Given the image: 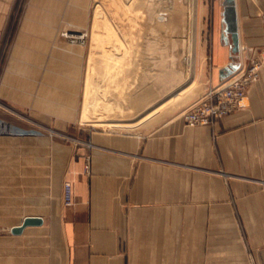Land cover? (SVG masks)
<instances>
[{
	"label": "crops",
	"instance_id": "1",
	"mask_svg": "<svg viewBox=\"0 0 264 264\" xmlns=\"http://www.w3.org/2000/svg\"><path fill=\"white\" fill-rule=\"evenodd\" d=\"M221 4L210 55L215 77L224 82L259 61L261 79L248 87L246 108L212 126L185 124L179 111L193 97L179 89L150 123L68 142L10 125L6 115L28 104L69 122L73 88L45 109L34 91L0 88V264H264V0H233L235 53ZM65 181L73 186L70 206ZM28 217L41 223L13 234Z\"/></svg>",
	"mask_w": 264,
	"mask_h": 264
},
{
	"label": "rangeland",
	"instance_id": "2",
	"mask_svg": "<svg viewBox=\"0 0 264 264\" xmlns=\"http://www.w3.org/2000/svg\"><path fill=\"white\" fill-rule=\"evenodd\" d=\"M195 2L197 13L194 51L197 59L192 88L197 82L201 84L195 97L179 111L181 115L211 88L226 83L215 77V70L210 61L216 16H219L222 0ZM132 4L136 7L133 8ZM89 20L92 27L90 29ZM152 32L151 25L145 21L144 4L140 0H0V88H24L34 91L42 96L43 109L50 107L49 101L59 102V97L65 95L60 93V90L65 88L74 90V114L69 122L55 121L56 119L45 114L34 113L27 104L25 113L18 116L10 112L6 115L10 125L19 124L26 131L36 133L53 131L56 136L67 139L68 142L79 143L77 139L82 140L89 133L118 132L112 131L115 130L112 128L114 124L140 123L154 107L151 101L143 111L147 108L149 110L137 115L138 113H130L124 107L122 110L116 109L115 103L111 100L112 96L115 98L120 91L114 83L120 84V75L122 76L128 68H131V73L125 81V88H121L126 92L125 98L145 91V85L138 87L141 73L147 70L148 64L144 46L157 47L154 56L159 58L161 55L159 48L163 45L162 41L156 43L143 41L144 37L152 36ZM76 34L81 37H77ZM88 42L91 44V56L89 69L83 78L82 106L85 115L81 117L80 84ZM132 52L134 58L131 60ZM185 53L187 52H183L179 66L182 74L180 80L162 87L169 88V95L177 92L179 88H183V94L191 87L188 84L189 78L186 77L188 71L185 66ZM13 55L17 60L8 61ZM230 64L235 67V60H231ZM5 66L17 75H5ZM143 79L147 86L154 85L151 75ZM260 79L259 68L258 78L251 84ZM166 94L163 93L162 98ZM163 99H166V96ZM19 117L22 121H19ZM27 121H35L37 127L29 125Z\"/></svg>",
	"mask_w": 264,
	"mask_h": 264
},
{
	"label": "bare ground",
	"instance_id": "3",
	"mask_svg": "<svg viewBox=\"0 0 264 264\" xmlns=\"http://www.w3.org/2000/svg\"><path fill=\"white\" fill-rule=\"evenodd\" d=\"M140 1L144 4L145 21L149 25H151V30L153 31L152 36H150L149 38L144 37L143 41H147V43H151L153 41L155 43L162 41L163 45L159 48L161 55L159 58H156L154 56L157 52V47L153 46L151 48H148L147 46H144L148 64L146 66L147 70L141 73V79L138 82V87L140 88L142 85H145V91L133 96L130 95L129 98H125L126 92L121 88H125V81L128 79L129 73H131V68H128L126 69L124 74H122V76L120 75V84L118 82L114 83L116 88H120L119 94L117 96L115 95V98L112 96L113 99L110 100L115 103L116 109L122 110V108L124 107L125 109L130 111V113H138L137 115L149 110V108H147L145 111H143L144 108L149 106V101L152 102V106L154 107H152V109L148 111V115H146L145 118L140 121V123H137L136 125L120 123L114 124L112 125V128H114L115 130L134 129L139 127L141 124L150 123L152 120H154L152 119V117L155 119L159 117L158 114H155L156 112H154V110L158 109L165 102H163V100H165L163 99L165 96L167 98L171 95L173 96L174 94L172 93L169 95V88L162 87H167L170 84L172 85L174 82H177V80H180L182 74L179 70V66H181V58L184 51L187 52L185 53V66L188 71L186 77L188 76V84L191 85V87L182 95L185 94V98L194 97L198 93L197 89L201 84L197 82V85L192 88L196 71L195 62L197 59V55L194 51L195 14L197 13V4L195 2L196 0ZM132 6L133 8L136 7L134 4H132ZM76 35L79 38L81 37L79 36V34ZM133 52L131 55V60L134 58ZM149 75H151V78L154 81L152 83L154 85L147 86V83L144 81L143 77L148 78ZM179 89H177L176 91H178ZM183 91L184 90L182 88L176 94L182 93ZM163 93L167 94L162 98ZM167 109V111L169 112H173L175 110L174 108ZM9 128L15 131H19L17 128H14L12 126H9ZM3 129L4 125L0 121V132L3 131Z\"/></svg>",
	"mask_w": 264,
	"mask_h": 264
},
{
	"label": "built area",
	"instance_id": "4",
	"mask_svg": "<svg viewBox=\"0 0 264 264\" xmlns=\"http://www.w3.org/2000/svg\"><path fill=\"white\" fill-rule=\"evenodd\" d=\"M261 62L254 61L240 73L233 74L226 83L217 88H211L199 100L182 112L187 126H212L222 117L248 106L247 89L259 75ZM63 204L74 203L72 183L63 184Z\"/></svg>",
	"mask_w": 264,
	"mask_h": 264
},
{
	"label": "water",
	"instance_id": "5",
	"mask_svg": "<svg viewBox=\"0 0 264 264\" xmlns=\"http://www.w3.org/2000/svg\"><path fill=\"white\" fill-rule=\"evenodd\" d=\"M225 12H224V21L227 24V29L231 33L233 39L232 52L235 53L238 51L237 36L235 31V21L233 18V0H224ZM234 72L233 67L227 69V75H230ZM41 219L35 217L25 218L20 226L14 227L11 229L13 234H18L22 229L27 225L40 224Z\"/></svg>",
	"mask_w": 264,
	"mask_h": 264
}]
</instances>
